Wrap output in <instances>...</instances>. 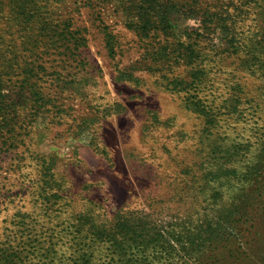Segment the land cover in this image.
Instances as JSON below:
<instances>
[{"label": "rangeland", "instance_id": "obj_1", "mask_svg": "<svg viewBox=\"0 0 264 264\" xmlns=\"http://www.w3.org/2000/svg\"><path fill=\"white\" fill-rule=\"evenodd\" d=\"M22 95L0 264H264V0H0Z\"/></svg>", "mask_w": 264, "mask_h": 264}, {"label": "trees", "instance_id": "obj_2", "mask_svg": "<svg viewBox=\"0 0 264 264\" xmlns=\"http://www.w3.org/2000/svg\"><path fill=\"white\" fill-rule=\"evenodd\" d=\"M22 90L23 88H21V91ZM26 100H29V98L25 97V95L19 96L18 99H12L11 97H8V98H4L1 100L0 102V130H2L6 124H9V120L7 119V117H11L12 120L14 121V117L18 116L19 105L21 103H24ZM7 101H8V104H5V102ZM221 220L215 222L214 224H212L211 222L207 223L205 225L206 228H204V231L197 232L195 235L196 237H194V239L190 241L191 245L195 246L200 241L203 244H207V247L211 249L219 248L218 243H214V241L221 238V241L223 242L222 243L223 247H226L229 243V239H225V237L222 238L221 227L223 223ZM125 239L126 238L124 237L123 240ZM114 240L120 243L122 241V238H116L114 236ZM147 242H149V239L147 240L144 239L143 243H147ZM167 243L170 245L171 241L167 239ZM234 263L235 264H251L252 263L249 251L245 248H242L241 244L239 246V249H237V255L234 258Z\"/></svg>", "mask_w": 264, "mask_h": 264}]
</instances>
